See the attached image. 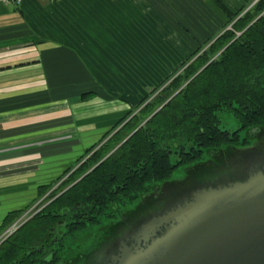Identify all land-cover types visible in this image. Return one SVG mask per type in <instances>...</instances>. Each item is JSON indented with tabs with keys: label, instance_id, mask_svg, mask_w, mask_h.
Returning <instances> with one entry per match:
<instances>
[{
	"label": "trees",
	"instance_id": "obj_1",
	"mask_svg": "<svg viewBox=\"0 0 264 264\" xmlns=\"http://www.w3.org/2000/svg\"><path fill=\"white\" fill-rule=\"evenodd\" d=\"M213 1L231 28L191 62L184 75L157 93L155 101L125 122L133 114L128 112L55 182L39 187L41 197L67 176L52 190L51 199L0 244V264H40L54 248L51 230L62 220L80 241L79 249L95 237L98 224L116 216L118 206L124 209L132 204L152 184L172 178L180 167L242 144V130L264 125V0H252L250 7L235 12L223 0ZM92 95L86 92L82 98ZM223 111L238 121L237 129L221 126ZM116 189L123 204L102 215L109 202L116 203L120 195ZM29 208L10 211L0 234ZM93 208L96 215L86 217Z\"/></svg>",
	"mask_w": 264,
	"mask_h": 264
},
{
	"label": "crops",
	"instance_id": "obj_2",
	"mask_svg": "<svg viewBox=\"0 0 264 264\" xmlns=\"http://www.w3.org/2000/svg\"><path fill=\"white\" fill-rule=\"evenodd\" d=\"M167 1L175 7L176 0ZM165 2L25 0L20 8L0 3V231L7 214L26 205L27 196L12 198L16 184L58 178L71 154L98 143L131 111L125 99L111 97L118 81L111 73L132 70L117 67L123 61L109 40L123 33L111 31L120 23L142 28L145 22H173ZM86 21L82 38L80 24ZM131 82L119 87L144 86L142 74ZM92 90L96 97L82 98ZM134 96L141 100L143 92Z\"/></svg>",
	"mask_w": 264,
	"mask_h": 264
},
{
	"label": "water",
	"instance_id": "obj_3",
	"mask_svg": "<svg viewBox=\"0 0 264 264\" xmlns=\"http://www.w3.org/2000/svg\"><path fill=\"white\" fill-rule=\"evenodd\" d=\"M249 8V7H248ZM247 144L227 146L154 183L80 250L79 264H264V125ZM108 156V155H107ZM106 156V157H107ZM105 157V158H106ZM233 194L204 223L150 259L131 261L140 234L162 210L197 196Z\"/></svg>",
	"mask_w": 264,
	"mask_h": 264
},
{
	"label": "rangeland",
	"instance_id": "obj_4",
	"mask_svg": "<svg viewBox=\"0 0 264 264\" xmlns=\"http://www.w3.org/2000/svg\"><path fill=\"white\" fill-rule=\"evenodd\" d=\"M223 1L234 12L242 8L244 5H249L250 7L252 2V0ZM145 2H148V0H145ZM186 3H188V1H186ZM190 3V7H184L185 2L183 0H176V5L173 7V5L168 4V1L166 0V11L170 14V16H172V19L174 20L171 23L163 22L161 19L156 23L145 22L142 25V28L135 24L120 23L119 25H115L116 30L112 29L111 33H115L114 31L123 33V36L120 37V39L115 40V38H112V40H109L115 44L112 50L113 52L121 55H118V58H121L123 63H125V60H127L125 65L122 63L117 67L123 69L127 67L132 69L130 71H118L111 73V75H113V79L118 80L117 82H114L117 84V87L110 89L112 94L111 97L113 100L122 98L125 99V102H128V105L126 106L127 109H131L133 112V114H131L130 117L125 120V122H127L134 114L140 112L142 107H144L150 100L155 101L157 98V93H159L164 87L168 86L173 80L176 79L177 76L182 74L184 75L183 71L187 69L190 63L194 60L196 61V58L205 52V50H207L208 47L215 40H217V38L223 32L231 28L232 24L227 23L228 17L222 12V10L213 0H191ZM246 9H248V7ZM153 13L155 15L154 11L152 12V15ZM219 14L223 15V18H221ZM87 30V21L80 24L79 31L82 38L87 37L83 34L86 33ZM106 31L109 33V30L106 29ZM125 35L129 36L127 37ZM81 41L85 43L87 42L86 39ZM133 68L136 69V72H131L133 71ZM141 69H143V71H141ZM141 74L143 77L144 86L127 88L119 87L122 85L129 86L132 84L131 80L134 81L135 78H139ZM141 91L143 92V98L141 100L140 97H132L133 94H140ZM89 92L93 93V95L90 97L91 99L96 97L95 95L98 94V91L96 90L87 91V93ZM145 97H148V100L142 102L143 99H146ZM159 109L160 108H157V110ZM125 122L116 128L111 133V135L120 127H122ZM225 124L232 129L238 128L237 121L228 113H226L223 117L222 126H226ZM246 134V130H242L241 138L244 139ZM111 135L101 141L98 146L104 143ZM88 145L80 146L79 151L71 154L70 159L68 162H65V164L69 162L70 163L67 164V166L75 164L81 158V156L85 154L86 151H84V147ZM110 154L111 153H109L108 156ZM182 170L183 166L180 167V169L172 176V178L181 176ZM60 171L61 169L59 172ZM63 172L64 171H61L60 174L62 175ZM40 174L38 180L41 179ZM66 177L67 176H65L59 182H56L54 187L48 190L41 197H39L38 187L40 185H44L45 183L51 184L55 182L57 180L55 175L52 177V181L51 179H46L39 183L37 181L21 185L16 184V191L14 192L12 198L16 201H19L21 198L27 196L26 205H29L30 208H34L30 211V213L27 214L26 217L31 216V214L40 210L43 205L51 199L52 190L56 188L57 185L60 184ZM36 178H34L33 181L37 180ZM30 208L28 210H30ZM88 240L84 241V244L80 248L81 250L84 249V245L88 244ZM71 244L74 245L75 242Z\"/></svg>",
	"mask_w": 264,
	"mask_h": 264
},
{
	"label": "clouds",
	"instance_id": "obj_5",
	"mask_svg": "<svg viewBox=\"0 0 264 264\" xmlns=\"http://www.w3.org/2000/svg\"><path fill=\"white\" fill-rule=\"evenodd\" d=\"M231 195L233 194L197 196L175 208L158 212L149 221L147 229L140 234L139 246L130 260L150 259L166 251L181 236L209 219L219 204Z\"/></svg>",
	"mask_w": 264,
	"mask_h": 264
},
{
	"label": "flooded vegetation",
	"instance_id": "obj_6",
	"mask_svg": "<svg viewBox=\"0 0 264 264\" xmlns=\"http://www.w3.org/2000/svg\"><path fill=\"white\" fill-rule=\"evenodd\" d=\"M226 113H228L230 116L233 117V115L227 111L221 112L220 116H221L222 123H223V117ZM222 123H221V126H222ZM237 123H238V121H237ZM225 127H228V126L226 125ZM238 127H239V123H238ZM228 128H230V127H228ZM230 129L233 131L237 128H235V129L230 128ZM247 141H248V139L245 140V142H244V139H242V138L240 139V142L242 144H244V143L247 144ZM179 158L180 157H178V159ZM115 192L120 194L118 199H114L116 201V203L109 202L106 209H105L106 211L103 212L102 215L108 214V211H112V209H115L116 206H118V205L121 206L123 204L122 200H120V197H122V193H120V190H118V189H116ZM127 206H129V205H126V207ZM126 207L124 206V208H126ZM120 208L121 207L118 206L117 209H119V212H115L116 216L111 218L110 220H112V219L114 220V219L118 218V216L122 213V210H123V208H121L122 210H120ZM98 209H99V207H98ZM94 210L95 209L93 208L90 210V212L94 211ZM37 212L31 214V216L28 219H30ZM90 212L88 211L89 215L87 214L86 217H90V216L94 217L96 215L95 211L93 213H90ZM108 222L109 221L105 220L103 223L98 224L97 228L101 227L102 225H105ZM24 223H22V224H24ZM66 225H67V222H65V221L63 222V220H62V222H58L57 228L55 230H53V231L51 230V232L53 233L52 239H53L54 244H52V245L54 248L52 249V251L45 253L44 256H46V257L44 258V260L40 264H76V263H78L77 261H78L79 255H80V250L78 249V246H79L80 241H77L78 239L77 240L75 239L76 236L74 234L69 233V230H67ZM74 242H75L74 245L71 244ZM87 242H88V244L91 243V239H89ZM59 256H61V257H59Z\"/></svg>",
	"mask_w": 264,
	"mask_h": 264
},
{
	"label": "built area",
	"instance_id": "obj_7",
	"mask_svg": "<svg viewBox=\"0 0 264 264\" xmlns=\"http://www.w3.org/2000/svg\"><path fill=\"white\" fill-rule=\"evenodd\" d=\"M3 4H15L16 6H21L24 4L25 0H0ZM34 207L30 208V210L26 211L22 217H20L17 221H15L8 229H6L1 235H0V244L8 238L14 231H16L22 223H24L30 216L26 217L28 213H30L31 210H33ZM26 217V218H24ZM24 218V219H23Z\"/></svg>",
	"mask_w": 264,
	"mask_h": 264
}]
</instances>
